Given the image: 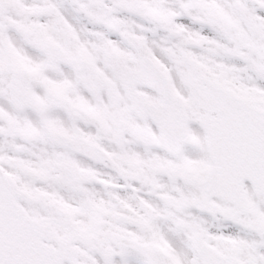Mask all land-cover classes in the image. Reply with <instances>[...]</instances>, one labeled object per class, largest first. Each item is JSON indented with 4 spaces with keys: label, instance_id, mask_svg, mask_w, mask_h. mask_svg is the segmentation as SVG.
I'll list each match as a JSON object with an SVG mask.
<instances>
[{
    "label": "snow or ice",
    "instance_id": "obj_1",
    "mask_svg": "<svg viewBox=\"0 0 264 264\" xmlns=\"http://www.w3.org/2000/svg\"><path fill=\"white\" fill-rule=\"evenodd\" d=\"M0 264H264V0H0Z\"/></svg>",
    "mask_w": 264,
    "mask_h": 264
}]
</instances>
